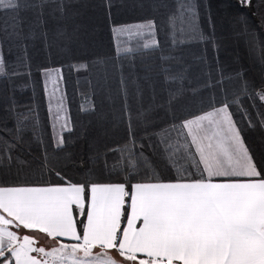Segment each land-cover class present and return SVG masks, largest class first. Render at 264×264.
I'll use <instances>...</instances> for the list:
<instances>
[{"label": "snow or ice", "instance_id": "6c2138e0", "mask_svg": "<svg viewBox=\"0 0 264 264\" xmlns=\"http://www.w3.org/2000/svg\"><path fill=\"white\" fill-rule=\"evenodd\" d=\"M51 2L53 11L63 15L65 0ZM48 3L0 0V16L11 15L15 20L22 8H39L42 23ZM240 3L264 10V0ZM198 21L196 0H181L178 11L168 17L173 43H177V25L184 35L187 24L193 39L215 47L212 37L199 30ZM156 31L155 19L113 25L114 39H125L129 45L118 46L117 57L131 54L134 45H139L137 50L158 47ZM245 34L253 37L250 43L255 42L247 27ZM163 59L179 62L181 57ZM41 71L46 94L51 83L55 97L61 92V69ZM162 71L169 82L183 80V71ZM7 74V62L0 53V76ZM243 75L225 77L221 72L213 80L209 74L203 87L219 88L223 97L213 95L206 105L185 109L182 118L174 117L179 123L169 127L154 123L151 105L133 116L125 94L131 147L112 149L119 155L108 170L109 176L123 173L118 182H103L88 172L74 180L49 167L47 154L38 175H22L20 168L12 174L14 162L24 163L13 155L24 127L18 120L14 132L0 141L5 145L0 149V264H264V152H255L244 134L246 128L264 130V77L257 85ZM225 79L242 83L224 91ZM181 94L182 89L169 92V108ZM242 97L251 105L244 106ZM234 105L235 111L231 110ZM237 112L239 119L234 118ZM49 114L53 127L59 128L53 139L61 148L62 133L71 131L62 93L54 113L49 105ZM145 148L152 149L155 159L145 155ZM98 158L99 154L91 159ZM45 170L56 179H44Z\"/></svg>", "mask_w": 264, "mask_h": 264}, {"label": "trees", "instance_id": "16d2710c", "mask_svg": "<svg viewBox=\"0 0 264 264\" xmlns=\"http://www.w3.org/2000/svg\"><path fill=\"white\" fill-rule=\"evenodd\" d=\"M39 2L22 0L25 4ZM180 2L65 0L67 8L61 15L53 11L55 5L49 0L42 23L38 19L39 8L24 7L15 20L11 15L0 16V53L8 66V74L0 76V141L14 132L18 120L24 122L21 139L13 149L14 157L24 163L14 162L12 174L20 168L22 175H38L47 154L49 167L74 180L88 172L103 182H118L123 173L109 176L108 170L119 155L111 150L126 144L131 147L124 111L125 94L133 116L151 105L149 115L154 123L169 127L179 123L174 117L182 118L185 109L206 105L213 95L217 99L223 97L224 92L219 88L203 87L209 74L218 80L221 72L225 77L242 72L244 80L259 85L264 77V10L245 8L240 0H196L199 30L212 37L215 47L208 41L193 39L187 24L184 35L179 34L180 25H177L174 44L168 17L178 11ZM146 19L157 22L158 47L137 50L139 45H134L131 54L117 57V47L123 49L129 45L125 39H114L113 25ZM245 27L254 34V43H250L253 37L245 34ZM165 57L181 59L177 62ZM44 68H60L63 76L71 131L63 133L61 148L53 141L41 71ZM163 68L171 69L173 74L183 71V80L167 81ZM241 83L238 79H225L224 91L238 88ZM181 89L182 94L169 108V92ZM241 99L246 107L252 103L246 97ZM236 107L231 110L235 111ZM234 118L239 119L240 113ZM244 134L255 152H264V130L246 128ZM143 135L140 131L139 136ZM4 147L0 143V149ZM144 152L155 159L151 148H145ZM98 154V159H91ZM44 179L56 177L45 170Z\"/></svg>", "mask_w": 264, "mask_h": 264}, {"label": "crops", "instance_id": "0c3cea01", "mask_svg": "<svg viewBox=\"0 0 264 264\" xmlns=\"http://www.w3.org/2000/svg\"><path fill=\"white\" fill-rule=\"evenodd\" d=\"M60 89H61V92H60V94L57 97L59 98V96L61 95V93L63 94V96H64V107L66 109V115H67V118L69 120L68 113H67V108H66V102H65V95H64V91H63V86L62 85H61ZM44 90H45V86H44ZM45 95H46V99H47L48 111H49V105L51 104L52 105V109H53V113H54L55 112L56 100H53V98L51 97L52 95H51L50 88H48V93L47 94L45 92ZM49 118H50V123H51L52 136L54 137V135H56V134L59 133V128L58 127L57 128H54L53 127L55 121L52 119V117L50 116V114H49ZM69 127H70V123H69ZM53 141H54V139H53ZM54 144H55V141H54Z\"/></svg>", "mask_w": 264, "mask_h": 264}, {"label": "rangeland", "instance_id": "374dc122", "mask_svg": "<svg viewBox=\"0 0 264 264\" xmlns=\"http://www.w3.org/2000/svg\"><path fill=\"white\" fill-rule=\"evenodd\" d=\"M54 75H55V73H54ZM42 79H43V85L45 86V80H46V77L42 74ZM61 85H62V81H60V87H61ZM48 88H50V91H51V93H52V85H51V83H49L48 84ZM60 93H57L56 94V96L55 97H53V96H51L52 98H53V100H57L58 99V95H59ZM63 135V134H62Z\"/></svg>", "mask_w": 264, "mask_h": 264}]
</instances>
